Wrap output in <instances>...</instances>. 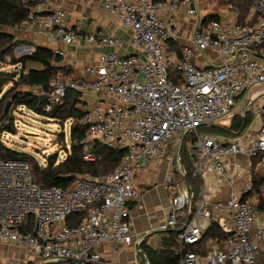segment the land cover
Listing matches in <instances>:
<instances>
[{
  "label": "built area",
  "instance_id": "2783aa9c",
  "mask_svg": "<svg viewBox=\"0 0 264 264\" xmlns=\"http://www.w3.org/2000/svg\"><path fill=\"white\" fill-rule=\"evenodd\" d=\"M97 1L130 32V43L137 50L129 54L103 51L93 63L81 66L80 75L57 73L48 81L46 91L39 87L33 92L40 96L45 111L57 106L68 90L79 92L74 106L80 113L76 125L85 129L80 143L85 147L97 140L112 149H126L124 156L112 172L79 176L67 189L35 183L25 160L0 158V243L21 244L43 264L97 263L101 248L109 244L133 243L138 250L140 241H132L129 229L128 205L140 196L134 185L136 174L162 154L174 135L182 134L184 139L200 125L230 118L241 93L256 87L242 106L243 115L247 104L256 100V92L264 95V0H254L256 20L243 25L237 23L235 12L232 17H218L219 6L214 3L208 4L207 15L202 16L194 0ZM184 16L197 19L191 44L181 46L178 54L169 41L178 38ZM66 18L64 9H48L39 1L21 26L67 44L83 41L116 47L123 42L101 30L85 32L81 20L68 23ZM206 50L216 51L220 62L195 64L196 55ZM54 52L62 54L59 49ZM169 67L180 74L179 82H172ZM4 122L0 119V129ZM240 135V139L221 142L212 135L195 133L187 142L194 172L202 174L212 168L228 181L223 158L231 154L258 157L256 164L264 169V108L255 134L243 131ZM83 159L93 161L96 155L88 148ZM245 193L246 189L239 190V194ZM191 198L189 189L174 192L162 228L175 226L178 212L190 205ZM207 205L203 201L191 216L177 234L179 241L191 244L201 238L209 225ZM217 206L231 217L229 236L208 245L205 256L187 252L176 264H260L264 180L255 200L230 195ZM82 211L85 217L79 224H65L69 214Z\"/></svg>",
  "mask_w": 264,
  "mask_h": 264
},
{
  "label": "crops",
  "instance_id": "0c3cea01",
  "mask_svg": "<svg viewBox=\"0 0 264 264\" xmlns=\"http://www.w3.org/2000/svg\"><path fill=\"white\" fill-rule=\"evenodd\" d=\"M40 1L44 3L45 8L54 9L60 7L64 9L67 16L66 21L68 23L81 20V27L85 32L101 30L120 37L123 42L116 47H109L102 43L89 45L85 44L83 41L67 44L61 40L51 39L46 35L24 30L22 26H0L1 31L11 33L15 38L26 42L27 44H23V48L32 49L34 46H42L52 51L59 49L62 51V54L59 56V62L57 65L66 66L70 71H73L78 75L82 73V65L93 63L103 51L114 50L120 54H129L137 50L135 45L130 43V32L127 29H122L118 25L119 23L115 17H112L103 11L97 0H92L90 3L84 2L83 0ZM194 2L200 14L206 16L208 4L211 3L208 2V0H194ZM214 5L216 4L214 3ZM218 8L220 10V12L217 13L218 17L219 15H228L232 17L235 12L233 9H226L225 6H219ZM209 16L212 15L209 14ZM196 19V16H184L180 20L178 38L175 40L180 47L189 46L191 44L190 34L193 30ZM220 60L218 53L214 50H206L201 55H196L194 58L195 64L199 65L218 63ZM74 62L77 64L73 66L72 64ZM29 65H32V63H29ZM35 88L38 89L39 87ZM245 104L246 102H243L241 105L243 106ZM242 106H240V109L237 111L232 110V116L238 111L242 113ZM253 110L254 109L251 110L250 119L254 115ZM232 116L228 118L229 121L227 123H223V125L219 126H227L230 123ZM259 124L260 115L250 128L243 131L251 132L254 135ZM212 136L216 137L219 141L230 142L240 139L241 135L225 137L224 135L217 133L212 134ZM182 139L183 135H174L169 140L168 145L176 143L177 148H172L170 151L168 149L162 159L152 158L134 178V185L140 191V196L128 204L130 208L129 229L133 242H138L142 238H145L151 247H157L161 237L160 231L164 229L162 226L165 224L169 213V205L172 195L178 189L190 190V185L185 179V168L181 162L180 146ZM253 159L255 158L246 154H231L224 157L223 160L226 164L225 175L228 181H225V179L217 174L212 168H209L207 171L200 174L202 183L199 191V200L197 201V210L200 209L203 201L208 202L207 208L210 211L208 217L209 223L211 220L216 221L224 230L228 231L232 227L231 217L227 218L222 212V209L217 206V203H224L230 195H233L236 199L248 200H255L258 197L260 187L258 193L251 190L252 177L264 180V169L258 167L256 164L258 157L255 162ZM176 176H179V180L176 179ZM240 189H246V193L243 195L239 194ZM182 213L183 211H179L178 215H182ZM257 223L258 222L254 224L253 231L257 229ZM214 243L219 244L220 242L210 240L207 243V247ZM16 245L18 244L0 243V248L2 249L0 250V253H5V251L9 252L8 247ZM115 248L117 249L116 251ZM136 251L138 250L134 248L133 243L105 245L101 248L99 264H137ZM19 254H25L23 248L20 249ZM27 255H25L27 257L26 260H28L30 264H43L37 257L31 256V254ZM259 263L264 264V241L260 249ZM15 264L18 263L16 262Z\"/></svg>",
  "mask_w": 264,
  "mask_h": 264
},
{
  "label": "trees",
  "instance_id": "16d2710c",
  "mask_svg": "<svg viewBox=\"0 0 264 264\" xmlns=\"http://www.w3.org/2000/svg\"><path fill=\"white\" fill-rule=\"evenodd\" d=\"M39 1L40 0H0V26H21V23L25 20L31 8ZM210 1L215 2V4L219 6L226 5L233 9L236 13V21L239 24H249L256 20V15L252 11L254 0ZM23 44L27 43L15 38L11 33L0 30V58L9 55L10 63L19 67L17 69L18 78H9L8 80L11 85L3 92L2 100L0 101V119L4 120L7 115L4 101L9 98L10 102L15 106L23 105L27 109L43 116L54 119L71 118L73 120V124L70 125L71 141L69 150L64 159L57 161V155L53 153L47 157L46 164L43 165L32 155L12 149L5 145L0 139V158L25 160L29 165L30 173L35 183L43 186L56 185L63 189L72 187L75 179L79 176L89 175L96 177L112 172L124 156L126 149H112L94 140L89 143V150L96 155V159L93 161H86L83 159L84 145L80 143V140L85 137V129L80 124L75 127L80 113L74 106L80 93L68 90L63 100L57 106L49 111H45L40 96L36 95L31 90L35 87L43 88V85L48 83L57 73L68 74L70 69L66 66L57 65L60 55L42 46H34L30 52L23 55H13L11 53L16 46ZM169 46L180 54V45L177 42L169 41ZM29 63H32V65H29ZM168 70L172 82H179L180 74L171 67H169ZM2 76L3 74L0 71V80H2ZM242 96L243 93H241L238 98ZM249 112L250 111L246 110L244 115L235 112L230 123L227 126H222L226 129L221 126L209 124L210 129L225 137H231L233 135L230 132L239 129L243 118H245V127L248 125L250 121ZM6 123H8V120H6L1 127L0 134L9 126V123L5 125ZM195 133L196 132L187 133L180 146L181 162L185 168V179L188 181L192 193L190 205L185 206L181 210L183 211L181 216L177 214L174 227L165 228L160 231L161 237L157 247H151L145 238L140 240L138 252L143 255L144 263L176 264L187 252H193L199 257H203L207 253L208 241H223L229 236V232L224 230L213 220L210 221L209 225L202 233L201 238L191 244L179 241L177 239L178 233L174 231V228L183 225L187 214L193 216L198 208L197 201L199 200L202 178L199 173L194 172L195 167L192 156L189 155L188 151L183 152V146L186 145L189 140L193 139ZM253 158H255L253 159L255 162L257 157L253 156ZM176 179L179 180V176H176ZM262 181L263 179L252 177L251 190L258 193ZM84 217V211L69 214L65 218V224L69 226L79 224ZM90 264H99V262Z\"/></svg>",
  "mask_w": 264,
  "mask_h": 264
},
{
  "label": "rangeland",
  "instance_id": "374dc122",
  "mask_svg": "<svg viewBox=\"0 0 264 264\" xmlns=\"http://www.w3.org/2000/svg\"><path fill=\"white\" fill-rule=\"evenodd\" d=\"M208 2L215 3L211 2L210 0H208ZM17 47L18 46H16L12 50L11 53L13 55H21L22 53L26 52V49H28L23 47L18 49ZM18 68L19 67L10 63L9 55L4 58H0V71L3 74L2 80L0 82V101L2 100L3 92L7 90L11 85L8 79L11 77L15 79L18 78ZM255 88L256 87H252L251 89L247 90L243 94V96L237 101L238 103H236L233 110H239V107L242 106L241 104L247 101V97L252 94V90H254ZM33 89L31 90L34 91ZM255 95L257 97L256 100L251 104H247V109L248 111H250L249 115H251L250 113L252 109H254V115L248 122V125L246 126L247 128H245L244 130H247L252 126V124L256 121V119L260 115V112L264 108V95H262L260 91L256 92ZM7 101L8 104L5 108L7 115L5 119L8 120L9 126L6 127V130L2 131L0 134V139L3 141V143L12 149L20 150L32 155L39 163L43 165L46 164L47 157L53 153L57 155V161H61V159H64L67 151L69 150V145L71 141L70 125L73 124V120L71 118L54 119L48 116L37 114L27 109L23 105L15 106L13 103L10 102L9 98L4 101V106H6ZM5 119L4 121H6ZM228 121V117H222L215 120L211 124L219 126L223 125V123H227ZM8 123L6 124L8 125ZM210 125H201L195 130V132L200 135L217 134L210 129ZM90 142L91 141H89L84 147V152L86 151V149L89 148L88 145ZM172 148L176 149L177 144H167L164 151L158 158L162 159L165 152L168 149L170 151V149ZM188 149V144L183 146V152H187ZM8 248L9 252L5 251V253H0V264H15L16 262L18 264H30V262L26 260L27 257L25 256L27 254L29 255L30 253L25 246L18 244L16 246H11ZM22 248L24 249L25 254L20 255L19 251ZM0 250L2 249L0 248ZM136 263L145 264L143 255L140 254L138 251H136Z\"/></svg>",
  "mask_w": 264,
  "mask_h": 264
},
{
  "label": "water",
  "instance_id": "95a60500",
  "mask_svg": "<svg viewBox=\"0 0 264 264\" xmlns=\"http://www.w3.org/2000/svg\"><path fill=\"white\" fill-rule=\"evenodd\" d=\"M0 82H1V80H0ZM47 87H48V83H45V84L43 85V88H42L43 91H46V90H47ZM7 104H8V101H7V103H6L5 108L7 107ZM76 126H77V125L75 124V127H76ZM221 127H222V126H221ZM244 127H245V118L242 119V122H241V125H240L239 129H238L237 131H231L230 133H231L233 136H239L240 133L242 132V130L244 129ZM222 128H224V127H222ZM224 129H226V128H224ZM190 219H191V214H187V215H186V218H185V221H184V223H183V225H182L181 227L174 228V231L177 232V233L181 232V231L186 227V225L189 223Z\"/></svg>",
  "mask_w": 264,
  "mask_h": 264
}]
</instances>
